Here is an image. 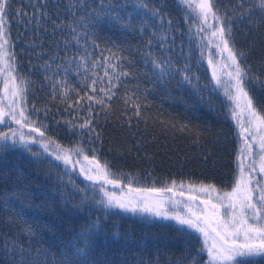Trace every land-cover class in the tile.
<instances>
[{"label": "trees", "instance_id": "1", "mask_svg": "<svg viewBox=\"0 0 264 264\" xmlns=\"http://www.w3.org/2000/svg\"><path fill=\"white\" fill-rule=\"evenodd\" d=\"M252 2L244 0L241 8L239 0H218L217 6L231 18L235 49L246 54L242 63L250 65L251 74L258 78L248 83L247 88L254 105L264 111V18L259 12L251 16L244 12ZM32 3L12 0L8 17L10 42L15 45L18 71L32 81L28 109L34 104L37 109L48 110L47 115L40 111L32 118L48 126L49 136L64 146L82 142L86 148L93 147L101 162L107 161L115 173L127 177L121 187L131 179L133 188H161L176 181L177 186L215 184L217 189L231 191L242 138L230 116L229 102L221 89L214 90L207 51L208 48L218 50L207 45L205 56L201 57L198 45L206 41L191 38L184 10L177 0H150V6L160 7L172 20L173 31L169 40L163 42L168 47L159 41L161 29L156 22L131 7L121 10L122 14L133 13L130 27L107 19L94 30L88 23L81 31L89 35L81 36L79 44L70 42L66 47L65 39L71 41L67 25L53 33L48 20L42 21L43 27H37L27 19L17 18V9L31 14ZM65 8V0H55V3L48 0L47 10L54 19H71ZM57 12L59 16L55 15ZM153 32L157 34L155 37ZM85 48L91 53L90 61L100 60L103 64L105 58L116 53L133 62L130 66L121 62L133 75L121 77L123 83L115 90L117 95L108 101L110 108L102 111L100 105L93 103V126L99 140L92 138L91 144L88 134L65 123L75 120L79 124L87 119L88 102L80 100L78 110L65 111L66 104L60 102V96L51 98L50 81L46 79V76L53 80L62 76L63 67L56 76L52 74L57 66L63 65L69 68L70 83L79 88L80 96L102 97V93L93 94L83 87L84 68L77 69L75 61L69 66L65 59L82 54ZM152 58L170 59L175 66L173 75L160 80L150 62ZM49 62L52 67L45 68ZM185 63L190 65L189 74L199 77L198 80L188 83L175 71L183 70ZM85 67L92 69L91 63ZM92 70L103 75L102 68ZM77 71L79 76L73 74ZM88 77L89 81L93 78L90 73ZM71 96L69 103L75 105L78 97L75 93ZM128 96L133 100L139 97L140 116L135 115L131 103H124ZM30 147L33 152L42 151L39 145ZM86 185L78 174H71L70 182L62 167L49 164L44 158L38 160L22 146L0 151V194L17 191L19 198L11 201V207L22 213L20 223L8 225L4 223L6 213L0 212V235L14 236L24 247L50 251L51 264H61L66 259L76 264H177L200 247L197 234L181 230L175 221L120 209L106 210L98 205L99 196L93 199L95 194L91 190L85 199L77 188ZM110 190L120 194L118 188ZM24 221L34 229V237L21 234ZM93 223L97 227L89 232ZM85 232L88 235L82 236ZM73 247H86L87 260L72 256ZM65 253L66 256L62 255ZM206 259L205 255L200 264H206ZM249 264H264V257L249 258Z\"/></svg>", "mask_w": 264, "mask_h": 264}, {"label": "snow or ice", "instance_id": "2", "mask_svg": "<svg viewBox=\"0 0 264 264\" xmlns=\"http://www.w3.org/2000/svg\"><path fill=\"white\" fill-rule=\"evenodd\" d=\"M55 3V0H53ZM65 11L71 19H54L49 13L48 0H29L34 11L29 14L22 9H17L19 20L27 19L28 23H35L43 27L42 21L51 22L52 31L63 29L67 25L71 41L65 39V46L70 42L80 43L81 36H88L81 28L88 23L95 30L104 20L110 19L122 27H130L133 20L132 12L121 10L131 7L133 10L144 13L155 21L161 29L159 41L163 47H168L166 42L173 31L172 20L167 18L160 7L150 6V0H65ZM12 0H0V151L11 146H22L33 154L38 160L44 158L49 164H55L64 169V175H80L87 182L85 188H77L82 196L87 199L91 190L99 196L98 205L102 208L120 209L128 213L148 214L165 220L175 221L181 230L189 234L195 233L200 239V247L188 257L181 258L177 264H200L206 255V264H249V258L264 257V111L254 105L253 97L249 95L247 84L258 79L251 74V66L242 63L245 53L235 49L232 37L231 18L227 12H222L217 6L218 0H177L185 13L191 38L199 37L206 44H200V55L205 56L204 49L213 45L218 50V56L227 53L219 66L214 64L211 53L208 54L207 63L212 67L214 90L221 89L225 99L229 102V113L238 127V135L242 138L241 147L237 156V173L233 179L231 191L217 189L215 184L192 185L187 188L184 183L177 186L172 181L170 186L161 188H133L132 180L128 179L125 187H121L127 179L123 174L115 173L107 161L101 162L93 147L86 148L82 142L71 146L61 145L57 140L47 134L48 126L38 119H33V114L47 109H37L33 104L31 110L27 106L28 89L32 81L19 72L16 64L14 43L10 42V23ZM243 8L244 0H239ZM249 16L259 12L264 18V0H253L244 9ZM59 16L60 13L55 14ZM127 21V23H125ZM87 22V23H86ZM79 25L80 27H78ZM167 28V31L164 29ZM157 34L153 32L155 37ZM174 39V37H172ZM149 40L148 44L151 45ZM95 44V40H93ZM98 47V45H96ZM91 53L85 48L82 54L68 57L69 66L73 61L76 68H84L85 75L81 77L83 87L90 89L91 93L100 92L102 97L95 95L80 96L79 88L70 83L69 68L57 66L52 76L63 67V75L54 79L46 76L50 81L52 99L60 96L61 103L66 104L65 111L79 108V101L88 102V118L79 124L75 120L65 121L72 129H79L82 134L99 140V133L93 126L92 105H100L101 110L110 108L108 101L117 95L123 81L133 75L121 62L129 66L133 63L127 57L112 53L105 58L106 63L100 60H89ZM151 56V53H148ZM116 60L117 63H112ZM151 64L160 80H166L173 75L174 64L170 59L160 61L151 59ZM91 63L92 69L102 68L103 75L85 66ZM45 68H51V63H46ZM119 68V71L117 69ZM112 69V72L109 71ZM227 69V71H224ZM182 79L191 83L199 77L190 75V65L185 63L183 70L176 69ZM88 73L93 77L89 81ZM79 76L77 71L73 73ZM223 77V78H222ZM99 83V88L97 84ZM105 83L107 86H105ZM78 97L76 104H71V94ZM135 96L136 94L133 93ZM139 97L133 100L128 96L125 104H132L136 116H140L141 105ZM15 125L13 127L12 125ZM31 145H39L42 151L33 152ZM91 153V155L89 154ZM111 189H120V194ZM177 188L179 190H177ZM187 193V195H186ZM192 193H196L193 195ZM170 194V195H169ZM19 193L0 194V212L6 213L4 223L18 224L22 221V213L13 211L11 201L19 198ZM97 227L93 223L89 232ZM21 234L29 237L35 236L32 226L26 221L21 225ZM88 232L82 233V236ZM86 247H73L72 256L79 260H87ZM62 255H67L62 254ZM52 253L40 247H24L14 236L7 233L0 235V264H51ZM61 264H76V261L66 259Z\"/></svg>", "mask_w": 264, "mask_h": 264}, {"label": "rangeland", "instance_id": "3", "mask_svg": "<svg viewBox=\"0 0 264 264\" xmlns=\"http://www.w3.org/2000/svg\"><path fill=\"white\" fill-rule=\"evenodd\" d=\"M211 47L213 46V45H210ZM207 53L209 54V53H211V55H212V58H213V62H214V64H216L217 66H219V64L221 63V60H222V58L223 57H226V55H227V53H223V54H220V55H222V56H218L216 53L217 52H215L214 50H213V48H208V51H207ZM209 70H210V72L212 73V67L211 66H209ZM224 71H227V69H225ZM212 75V74H211ZM223 78V77H222ZM0 95H3V93H2V86H0ZM235 121V120H234ZM12 126H14V124L12 125ZM0 129H3V130H7L6 129V127L5 126H3V125H0ZM186 188H187V186H185ZM177 190H179V189H177ZM193 195H195L196 193H192ZM170 195V194H169ZM186 195H187V193H186ZM252 258H257V257H252ZM207 260V259H206Z\"/></svg>", "mask_w": 264, "mask_h": 264}]
</instances>
